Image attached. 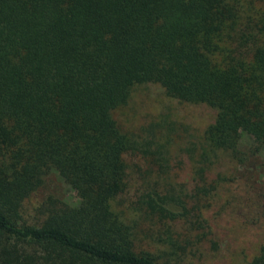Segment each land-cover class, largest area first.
<instances>
[{"label": "trees", "instance_id": "obj_1", "mask_svg": "<svg viewBox=\"0 0 264 264\" xmlns=\"http://www.w3.org/2000/svg\"><path fill=\"white\" fill-rule=\"evenodd\" d=\"M145 84L215 118L192 192L138 194L134 214L128 159L150 157L113 112ZM242 133L264 149V0H0V264L183 263L211 232L208 170L241 158ZM51 172L77 206L48 197L25 217Z\"/></svg>", "mask_w": 264, "mask_h": 264}, {"label": "rangeland", "instance_id": "obj_2", "mask_svg": "<svg viewBox=\"0 0 264 264\" xmlns=\"http://www.w3.org/2000/svg\"><path fill=\"white\" fill-rule=\"evenodd\" d=\"M113 118L124 132L142 143L146 156L152 158L128 159L137 168L131 169L123 209L129 207L136 214L133 205L137 207L134 201L138 194L168 192L174 198L184 199L185 194L192 192V158L199 155L203 132L215 118L212 109L180 103L167 97L160 86L145 84L134 88L126 105L113 112ZM163 148L160 160L166 167L161 173L151 154L158 155ZM239 151V159L218 153L208 170L207 182L216 181V190L201 203L208 205L202 209V215L211 232L206 242L190 249L192 253L181 264H246L264 243V149L252 153L253 140L242 133ZM48 197L70 206L79 202L76 193L51 172L42 187L24 203L25 217L33 216ZM147 226L141 225L143 229ZM175 230L184 240L181 225L177 224ZM170 264L175 263L170 259Z\"/></svg>", "mask_w": 264, "mask_h": 264}]
</instances>
